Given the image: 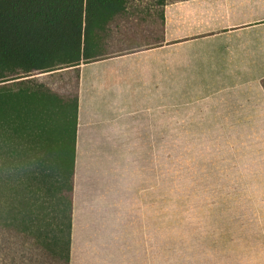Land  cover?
I'll use <instances>...</instances> for the list:
<instances>
[{"label": "trees", "instance_id": "16d2710c", "mask_svg": "<svg viewBox=\"0 0 264 264\" xmlns=\"http://www.w3.org/2000/svg\"><path fill=\"white\" fill-rule=\"evenodd\" d=\"M167 3L0 0V264H71L80 68L164 45L127 27ZM184 169L163 178V196L187 197L192 213L160 233L161 264H264L262 234L241 233L238 210L210 217L211 194L194 199Z\"/></svg>", "mask_w": 264, "mask_h": 264}, {"label": "rangeland", "instance_id": "374dc122", "mask_svg": "<svg viewBox=\"0 0 264 264\" xmlns=\"http://www.w3.org/2000/svg\"><path fill=\"white\" fill-rule=\"evenodd\" d=\"M228 2L234 18H264V0ZM226 6L225 0L173 6L170 38L229 26ZM242 36V51L232 35L166 49L158 135L141 136L123 152L76 148L71 264H161L160 233L177 229L192 213L185 211L192 206L187 197L163 196V178L168 169V176L186 173L188 163L193 198L211 194L210 217L238 210L241 233L252 226L264 238V116L238 117L247 113L235 110V91L222 86L236 81L238 66L264 63V27ZM166 149L173 158H166ZM232 220L224 229L234 226Z\"/></svg>", "mask_w": 264, "mask_h": 264}, {"label": "crops", "instance_id": "0c3cea01", "mask_svg": "<svg viewBox=\"0 0 264 264\" xmlns=\"http://www.w3.org/2000/svg\"><path fill=\"white\" fill-rule=\"evenodd\" d=\"M199 1L203 0H168L164 9L157 4L149 14L133 18V25L127 27L129 34L142 44H158L164 36V45H152L146 50L81 66L76 148L106 150L109 147L123 152L139 144L141 136L159 134L158 111L163 112L165 103L166 49L217 35H232L237 36V50L242 51L245 38H240V35L245 30L264 27V18L249 22H243L240 16L234 18L230 13L229 0H225L229 26L209 31L200 28L191 34L170 38V8L185 7ZM202 14L197 13L196 18ZM189 27L194 29L196 25ZM218 30L220 33L216 34ZM235 72L236 81L222 82V86L235 91V110L247 113L238 117L264 116V63L252 68L240 65Z\"/></svg>", "mask_w": 264, "mask_h": 264}]
</instances>
